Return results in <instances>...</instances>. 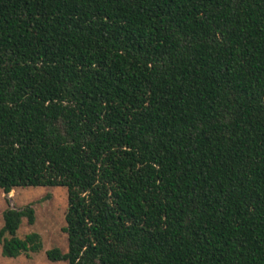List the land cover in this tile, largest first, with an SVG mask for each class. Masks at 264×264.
<instances>
[{"label":"trees","instance_id":"16d2710c","mask_svg":"<svg viewBox=\"0 0 264 264\" xmlns=\"http://www.w3.org/2000/svg\"><path fill=\"white\" fill-rule=\"evenodd\" d=\"M36 187L49 261L264 264V0H0V190Z\"/></svg>","mask_w":264,"mask_h":264},{"label":"rangeland","instance_id":"374dc122","mask_svg":"<svg viewBox=\"0 0 264 264\" xmlns=\"http://www.w3.org/2000/svg\"><path fill=\"white\" fill-rule=\"evenodd\" d=\"M31 204L35 220L29 225L24 219L16 235L23 238L29 233H36L41 239V248L35 253L20 255L17 258H5L0 253V264H67L66 261H49L46 252L53 248L62 253L67 251V236L63 232L64 216L67 209L65 188H15L4 194L0 190V228L3 225V212L7 209H19Z\"/></svg>","mask_w":264,"mask_h":264}]
</instances>
